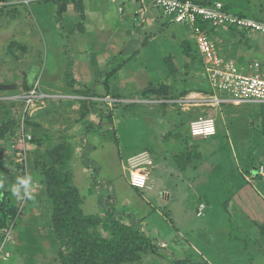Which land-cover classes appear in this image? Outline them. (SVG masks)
<instances>
[{
	"label": "rangeland",
	"instance_id": "obj_1",
	"mask_svg": "<svg viewBox=\"0 0 264 264\" xmlns=\"http://www.w3.org/2000/svg\"><path fill=\"white\" fill-rule=\"evenodd\" d=\"M42 1L0 0V182L4 185L0 188V222L8 205L18 207L17 217L3 219L9 228L0 227L2 239L21 215L25 199L16 200L10 186L17 177L27 175L28 157L36 155L39 164L56 167L60 155L70 151L66 171L72 172L74 183L84 197L81 206L84 213L100 215V209L114 207L119 212L118 220L124 224L139 222L141 230L152 240L151 249L126 257L121 264H179L182 260L198 264L251 261L264 264V171L260 174V168H264V103L216 107L202 104L189 107L188 111L177 104L179 108L175 110L182 124L171 134L177 142L173 154L170 148L173 139L161 136L164 119L135 115L139 111L154 114L153 103L133 106L128 101L120 102L113 110V125L109 121L110 106L87 97L83 91L77 92V87L73 89L62 82L61 92L55 93L39 85L56 81L58 77L50 74L54 24L50 18L42 20L41 14L47 9L46 0ZM214 1L225 3L236 13L249 9L252 16L248 17L264 20V0ZM181 26L187 25L172 23L174 29ZM13 40L15 43L10 48ZM20 41L29 47L25 58L19 48ZM246 52L255 60L253 50ZM196 78L194 82L200 84L197 85L202 95L211 93L206 89L204 77ZM36 86L39 98L30 104L26 95ZM51 93L59 96H50ZM133 99L136 98H128ZM124 106L134 108L135 114L126 113L130 109ZM199 117L216 120L215 137L206 140L189 135L190 123ZM113 128L117 137L109 139L111 136L107 134ZM179 132L180 138H176ZM142 149L151 151L158 161L173 160V155L181 159L179 154L189 150L192 154L189 161L181 162L187 163L183 167L189 176L183 174L177 178L174 173L165 175L159 169L151 175L150 167L147 173L155 182H149L150 189H136L130 185V173L123 170L122 163ZM249 161L253 164L248 173ZM200 165L204 170L206 166L216 168L204 189L201 187L203 193L191 181L196 179L193 176ZM196 183L200 184L198 180ZM223 184L226 187L222 188ZM6 192L8 196L4 195ZM165 194L171 195L170 200ZM200 201L208 207L202 217L197 216ZM97 230L111 238L108 224L100 225ZM241 235L246 243L250 241L254 245L253 251L258 249L259 255L246 254L247 246ZM0 249L3 252V246ZM31 255L21 264H59L57 250L50 246L39 250L36 257ZM0 264H3L1 260Z\"/></svg>",
	"mask_w": 264,
	"mask_h": 264
},
{
	"label": "crops",
	"instance_id": "obj_2",
	"mask_svg": "<svg viewBox=\"0 0 264 264\" xmlns=\"http://www.w3.org/2000/svg\"><path fill=\"white\" fill-rule=\"evenodd\" d=\"M44 3H46L47 9L41 14V18L42 20L50 18L54 24L52 30L54 42L51 47L53 52L51 65L53 67L50 69V74L58 77L56 81H47L45 84L39 83V85L48 88L47 90L55 91V93L61 92L64 86L62 82L69 85L65 78L68 64L71 61L73 76L78 82L76 86H82L85 91L92 90L96 95L92 99L110 106L108 109L112 112L113 120V110L119 106L120 102L128 101L133 106H140L146 102L153 103L151 107L156 110L154 114H145L141 111L135 114L132 111L134 108H127V106L122 108L130 109L126 112L128 114L164 119L162 121L165 128L161 136L164 139L168 137L173 139L170 142L172 150L177 142L174 141L171 134H174L172 132L179 127V124H182L175 108L178 109L179 106H182V110L188 111L189 107L201 106L197 102V97L202 95V91L198 87L200 84L197 83V85L194 81L197 80V76H203L205 81L201 57L192 61L184 51L183 44L185 42L196 47V38L191 26L172 28V23L175 22L156 7L151 0H64L65 8L62 14L64 30L61 31L60 23L56 19L60 6L55 2H49V0ZM244 10H239L240 12L237 13L232 12L240 16H252L249 9ZM214 34H218L219 38ZM214 34L219 55L225 62H235L244 73H250L252 65L256 61L264 64L263 35L254 34L252 37H248V33L230 30L214 31ZM12 42L9 45L10 48L15 40ZM19 48L23 51L24 58L27 57L29 47L20 41ZM248 49L253 50L256 55L255 60L248 56L246 52ZM169 57L173 58L174 64L182 76L180 91H186V94L180 97H176L170 89L172 78L165 62ZM27 61H29L28 64L31 63L28 58ZM47 61L49 60L47 59ZM152 88L157 92L146 94ZM55 93L49 95L55 96L57 95ZM130 97L136 99L128 100ZM182 116L185 117L186 114L183 112ZM177 125L178 127H176ZM114 128L112 137L116 138ZM188 133L191 135L190 127ZM175 135L176 138H180L181 133ZM192 138L194 139V137ZM145 150L148 149H142L137 153ZM172 151L174 154V150ZM152 156L154 166L150 169L151 175L159 169L163 170L165 175L172 176L174 173L177 178L183 174L189 176L187 169L178 163L176 155H173V160L170 161L167 158H163L164 161H158L159 159H156L153 153ZM125 165L126 161L122 163L123 170H126ZM163 165L166 167L164 168ZM211 167L206 166L204 170L203 165H200L196 168L197 173L193 176L196 179L191 181L193 186H198L199 192H204L203 185L206 184V180L216 173L214 172L216 168ZM27 175H31L33 178L35 199L25 198L16 225L3 239L0 236V247L3 246L4 249L3 252H0V260L3 264H21L22 261L25 263L26 257V260L31 254L36 257L37 252L43 250V247L50 246L55 250H58L59 247L51 229L52 203L46 193L44 178L38 171L29 167ZM161 177L158 176L157 179ZM197 180L200 184L196 183ZM150 181L155 182V180L149 179L148 189H150ZM221 186L223 188L224 184ZM244 186L246 187V185ZM164 190L169 191L165 187ZM165 195L167 200H170L171 195ZM202 202L199 203V209L202 205L205 207L200 216L198 211V217H202L208 208L207 204ZM18 227H21L20 230L17 229ZM241 236L242 242L247 246L246 254L252 256L251 253L257 252L259 255L258 249L252 250L255 248L253 244H250V239L247 237L249 243H246L244 242L246 239L243 235ZM258 243L257 241L255 244L258 245ZM59 264H61L60 261ZM248 264H262V262L253 261Z\"/></svg>",
	"mask_w": 264,
	"mask_h": 264
},
{
	"label": "trees",
	"instance_id": "obj_3",
	"mask_svg": "<svg viewBox=\"0 0 264 264\" xmlns=\"http://www.w3.org/2000/svg\"><path fill=\"white\" fill-rule=\"evenodd\" d=\"M52 1L60 6V10L56 19L58 23H60L59 25L61 31H63L64 26L62 22V14L65 8L64 0ZM193 1L202 5H209L214 2V0ZM225 7L227 10H231L226 4ZM262 21L264 22V20ZM197 26L203 30H209V33L214 34V32H212V30L209 28L208 23L199 22ZM229 30L239 32L234 28H230ZM214 35L217 37L219 36L218 34ZM143 45H145V42H143ZM183 46L186 56L190 57L192 61L200 59L198 50L194 45L185 42ZM165 62L170 70L172 78L170 89L176 95V97L185 95L186 91H180L182 88V81L180 78L182 76L179 70L176 68L173 58L169 57L165 60ZM66 80L70 87H78L77 92L83 91L82 93H85L86 96L91 99L96 97L92 90L85 91L82 89V86H76L78 82L73 76L71 61L68 64ZM150 92L156 93L157 90H153L152 88V90H148L146 94ZM246 105L248 104H245V106ZM262 115H264V112ZM109 121L113 122V119L110 117ZM112 133L113 131L107 134V136H111L109 139H114L112 137ZM71 155L72 154L70 151L68 153L65 152L61 154L58 159V166L56 167H47L46 165L39 164L36 155H30V157H28L29 166H27V168L29 167L38 171L44 178L46 193L52 203L51 229L59 246L57 250V256L60 263L121 264L123 259L126 257L135 256L141 250H146L149 248L151 249L153 247L152 240L145 234V232L141 230L139 222H132L131 224L122 223L120 220H118L117 216L119 212L116 208H108V206H106L105 208L100 209V215H86L84 213L81 207L84 202V197L81 195L79 189L74 183L72 172L66 171L69 167ZM191 155V152L185 149L181 154H179L181 159L178 158V156H176V159L181 166H184L187 163L185 162L183 164L181 162L189 161ZM252 164V161H249L248 169L246 170L248 173L252 168ZM4 195L8 196L9 193L6 192ZM17 213L18 207L16 204L8 205L7 210L3 215L2 221L0 222L2 223L0 227H2V229L9 228L6 226V224H3V219L5 220L9 217H17ZM102 224L109 225L111 235L110 239L104 237L97 230V228ZM244 242H246V240H244ZM256 258H258V256H256ZM252 262L253 261L250 263ZM179 264L198 263L191 262L190 260H182L179 261ZM205 264H209V262H206Z\"/></svg>",
	"mask_w": 264,
	"mask_h": 264
},
{
	"label": "built area",
	"instance_id": "obj_4",
	"mask_svg": "<svg viewBox=\"0 0 264 264\" xmlns=\"http://www.w3.org/2000/svg\"><path fill=\"white\" fill-rule=\"evenodd\" d=\"M151 1L175 23L191 26L195 34L196 48L203 63L206 89L211 92L200 95L198 103L215 107L264 103V64L256 61L251 72L244 73L235 62H225L219 55L214 35L209 33V30L197 26L199 22H205L212 32L234 28L241 32L264 36V22L233 13L220 1H214L209 5H202L193 0ZM37 98L38 86L26 95V100L30 104L38 100ZM190 133L194 138L210 139L218 134L217 124L213 118L199 117L190 123ZM153 166L154 159L149 150L131 156L126 162V170L130 173V185L140 190L148 189L147 170ZM260 169L261 174L264 168ZM204 207V205L200 207L199 216Z\"/></svg>",
	"mask_w": 264,
	"mask_h": 264
},
{
	"label": "clouds",
	"instance_id": "obj_5",
	"mask_svg": "<svg viewBox=\"0 0 264 264\" xmlns=\"http://www.w3.org/2000/svg\"><path fill=\"white\" fill-rule=\"evenodd\" d=\"M4 185L0 182V188ZM10 193L16 200L20 201L25 198L35 199L33 195V178L31 175L17 177L16 181L10 186Z\"/></svg>",
	"mask_w": 264,
	"mask_h": 264
}]
</instances>
